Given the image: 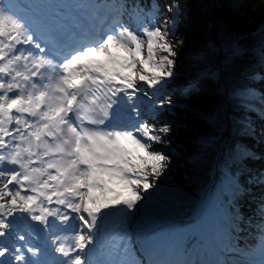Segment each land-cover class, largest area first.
Masks as SVG:
<instances>
[{
    "label": "snow or ice",
    "instance_id": "1",
    "mask_svg": "<svg viewBox=\"0 0 264 264\" xmlns=\"http://www.w3.org/2000/svg\"><path fill=\"white\" fill-rule=\"evenodd\" d=\"M158 11L0 0V264H199L162 258L148 237L135 247L129 232L171 164L154 145H171L157 118L173 103L176 21ZM230 94L259 99L264 120V92ZM258 212L259 253L246 264H264V197Z\"/></svg>",
    "mask_w": 264,
    "mask_h": 264
},
{
    "label": "trees",
    "instance_id": "2",
    "mask_svg": "<svg viewBox=\"0 0 264 264\" xmlns=\"http://www.w3.org/2000/svg\"><path fill=\"white\" fill-rule=\"evenodd\" d=\"M128 1L131 0H124ZM154 3L159 6L157 22L168 18L171 23L175 18V35L169 37L172 42H183L187 48L198 43L196 51L191 52L188 70L200 78L180 90L172 87L170 81L166 89L173 103L162 110L157 120L172 126L171 145L154 147L169 154L171 164L159 190L131 222L132 239L139 245L138 241L144 237L157 238L175 227L158 244L160 255L166 253L170 261L210 264L209 245L198 237L185 238L180 231L197 222L194 214L201 205V194L208 188L222 156L224 172L237 177L240 185L251 193L247 198L234 190L223 196L228 216L220 220L231 264H246L258 257L261 243L258 209L264 185L257 181L264 174V142L257 130L262 105L259 99H237L230 93L233 89L264 92V81L250 79L255 73L264 74V57L259 51L231 56L235 46L230 40L236 38L237 45L247 40L261 43L258 29L264 27V0H132V5H139L145 12ZM193 14L195 19L189 25L186 19H193ZM206 19L217 28V41L223 48L221 54L216 51L222 67L218 78L204 75L212 63L202 56L203 51H197L209 38L205 31L201 32ZM213 64L215 67L218 62L215 60Z\"/></svg>",
    "mask_w": 264,
    "mask_h": 264
},
{
    "label": "rangeland",
    "instance_id": "3",
    "mask_svg": "<svg viewBox=\"0 0 264 264\" xmlns=\"http://www.w3.org/2000/svg\"><path fill=\"white\" fill-rule=\"evenodd\" d=\"M26 4L30 3L31 0H22ZM13 3H18L16 0H12ZM38 4H43L46 2V0H36ZM195 17L193 14V19L190 17H187L186 23L189 25H192V22L194 21ZM202 25V34L203 31H205V35H207L209 38L211 37L212 40L209 38L206 39L207 43L202 44V48L197 49L200 50L199 52H202V56H205L207 60H209L212 64L211 69L207 70V72H216L218 78L222 74V67H221V61L220 57H217L216 51H223L222 45L217 41V28L213 26L207 19L204 21ZM236 38H232L230 40L231 44L240 49H242L241 53H254V52H261V43L254 42L252 40H247V41H242L241 39V44L239 43L237 45ZM176 44V50H177V65H176V76L175 78L171 81V86L176 87L178 90H180L183 87L190 86L197 82L198 78L197 75L194 73L189 72V58L192 57L191 52H195L196 48H194L198 43L194 42L193 47L187 48L180 42H173ZM197 47V46H196ZM195 49V51H193ZM202 49V50H201ZM197 57H201L198 55ZM217 61L218 64L214 66L213 62ZM257 97L259 96L260 92H255ZM264 129V120H259V125H258V134L259 138H261L260 130ZM222 148V144H221ZM222 156H219L217 166H216V172L214 173V177L212 181L209 184L208 189L203 193V201L201 206L204 204L206 206V211L210 225H209V230L212 232L211 237L213 236L214 239H211V237H208L201 225V220H202V213L198 211V220L196 223L189 225L182 229L180 233L185 238H193V237H198L200 239H203L207 245H209L211 251H212V262L211 264H216V262H219V264H224L228 263L231 264V261L229 260L228 257H225L222 251V248H224L225 245V233L223 232L221 228V223L220 220L224 216H228V213L226 211V207L222 202V198L225 195H228L230 192L238 189L240 190L241 195L243 194L247 198L250 197V192L246 191V188L244 186H241L237 177L233 176H228L224 172V168L222 166ZM221 167V168H220ZM220 168V169H219ZM216 180V181H215ZM261 186V185H260ZM206 194V195H205ZM208 197V198H206ZM201 208V207H200ZM140 220H144V216L141 217ZM132 224V223H131ZM131 224L129 227V230H131ZM136 227L138 224L135 225ZM133 228V227H132ZM173 227L172 229L167 230L164 234L159 236L158 238H153L157 244L164 242L167 237L173 232L175 229ZM247 242H250V239H246ZM215 243V244H214ZM165 255H161L162 258Z\"/></svg>",
    "mask_w": 264,
    "mask_h": 264
},
{
    "label": "bare ground",
    "instance_id": "4",
    "mask_svg": "<svg viewBox=\"0 0 264 264\" xmlns=\"http://www.w3.org/2000/svg\"><path fill=\"white\" fill-rule=\"evenodd\" d=\"M221 168V167H220ZM219 168V169H220ZM216 181V180H215ZM206 195V194H205ZM208 198V197H206ZM202 213V220H201V225L203 227V230L205 232V234L208 237H211L212 232L209 230V225H210V221H209V217L207 215V213H205L206 211V206L203 204L199 210ZM211 239H214V237L212 236Z\"/></svg>",
    "mask_w": 264,
    "mask_h": 264
}]
</instances>
